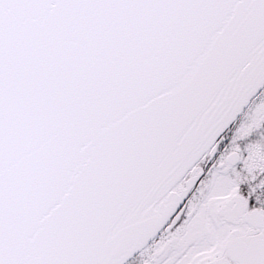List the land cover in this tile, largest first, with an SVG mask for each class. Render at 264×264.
I'll list each match as a JSON object with an SVG mask.
<instances>
[{
    "label": "snow or ice",
    "instance_id": "snow-or-ice-1",
    "mask_svg": "<svg viewBox=\"0 0 264 264\" xmlns=\"http://www.w3.org/2000/svg\"><path fill=\"white\" fill-rule=\"evenodd\" d=\"M0 264H264V0H0Z\"/></svg>",
    "mask_w": 264,
    "mask_h": 264
}]
</instances>
